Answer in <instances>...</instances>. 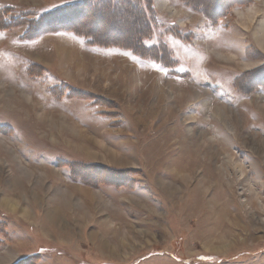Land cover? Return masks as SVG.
<instances>
[{"label": "rangeland", "instance_id": "374dc122", "mask_svg": "<svg viewBox=\"0 0 264 264\" xmlns=\"http://www.w3.org/2000/svg\"><path fill=\"white\" fill-rule=\"evenodd\" d=\"M78 1L0 0V197L31 210L0 202V258L264 264V0H130L141 21L125 29L129 15L117 27L88 10L85 29L114 38L146 19V51L34 31ZM254 6L247 27L238 12Z\"/></svg>", "mask_w": 264, "mask_h": 264}, {"label": "trees", "instance_id": "16d2710c", "mask_svg": "<svg viewBox=\"0 0 264 264\" xmlns=\"http://www.w3.org/2000/svg\"><path fill=\"white\" fill-rule=\"evenodd\" d=\"M122 2H125L124 5L122 4ZM92 4L93 7L90 1H78L49 10L46 13L36 15L37 24H35L34 26V31L36 30L37 32H41V30L44 28L52 31L67 30L73 32L76 35H81L85 38H89V41L93 44L103 43L105 45H119L126 47L128 44H131L128 47L133 50L137 49L138 51H140V49H142V51H146V46L144 45V43L142 44L141 41L142 37L147 36L149 28L151 27L149 26L150 24H148L146 19L144 20V23L146 24L144 26L145 29L142 31H137L138 38H131L128 33H126L122 37L116 38L106 35L102 36L101 34L99 35V33L95 30L93 32H89L85 29L86 23L87 21H89L88 19L92 15L88 11L89 9H93L95 13H98V15L100 13L104 14V22H106V25L115 22L117 24V27L120 24L118 23V20L120 19L121 14L129 15L126 16L125 19H123V24L119 25V28L125 29V25L127 24V22L141 21L138 14V11L140 12V10L138 9L137 11H135L134 6L131 5L132 3L130 2V0L129 2L127 0H101L100 2ZM120 4L121 6H119ZM4 17L6 16L4 15ZM82 20L84 21V23ZM36 34L38 33H34V36ZM137 40H139V42L141 43L138 46L136 45ZM5 229L6 228L4 223H0V233L3 232Z\"/></svg>", "mask_w": 264, "mask_h": 264}, {"label": "bare ground", "instance_id": "6f19581e", "mask_svg": "<svg viewBox=\"0 0 264 264\" xmlns=\"http://www.w3.org/2000/svg\"><path fill=\"white\" fill-rule=\"evenodd\" d=\"M166 0H164V4H166ZM263 10L261 9L260 6H254L252 8L247 9L246 11H240L238 12L239 16L242 18V20H245L247 27L249 26V24H251L253 21H255V18L257 17V15L259 14V12ZM172 13H178L175 12L174 10L171 11ZM106 25V24H105ZM92 26V25H91ZM255 37L258 41V43L260 44V46L263 48L264 50V22H262L261 27L259 28V30L257 32H255ZM250 64H247L246 67H248ZM8 91V90H7ZM8 93V92H7ZM10 93V92H9ZM13 94V93H12ZM263 106V105H262ZM32 107V106H31ZM264 109V108H263ZM41 116V115H40ZM39 117V116H38ZM3 140V139H2ZM2 142V141H1ZM12 156V155H11ZM12 157H17L16 155H13ZM17 159V158H15ZM23 168V167H22ZM21 168V169H22ZM25 169V168H24ZM24 170L22 169V172ZM34 174L29 173V177L30 179L33 177ZM27 177V176H26ZM12 182L15 183V185L20 186L19 182L16 181V179L13 177L12 178ZM1 190V189H0ZM97 195V194H96ZM36 201H39V197H37L36 193H34V196ZM42 199V198H41ZM43 201V199L41 200ZM0 202L4 207H7V209L11 210L12 212H22V215L24 218L28 219L30 217V213L31 210L29 209L28 205L29 202L26 199V195L24 193L15 196L14 194H9L7 192L1 193V197H0ZM83 203V202H82ZM80 204L79 206H82V208H85V204ZM53 209V208H52ZM59 211L57 209L54 210H48L47 214L44 216L46 218L45 223L49 226H53L59 229V232L63 233V230H68L67 226L65 225V223H56L55 221V216H59ZM33 215V214H32ZM211 241V240H210ZM107 244V243H106ZM111 248V252L116 254L119 249L121 250V248L125 249L126 248V243H123L122 247H120L119 245H116L115 250L112 249V244L110 243L108 245ZM115 246V245H113ZM119 250V251H120ZM119 255V254H118ZM117 255V256H118ZM11 260V257L5 256L3 258H0V264H8V262Z\"/></svg>", "mask_w": 264, "mask_h": 264}]
</instances>
